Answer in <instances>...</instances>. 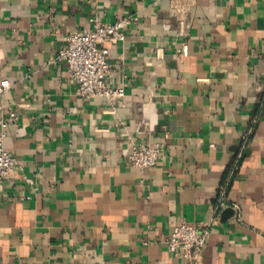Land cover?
Listing matches in <instances>:
<instances>
[{
  "label": "crops",
  "instance_id": "0c3cea01",
  "mask_svg": "<svg viewBox=\"0 0 264 264\" xmlns=\"http://www.w3.org/2000/svg\"><path fill=\"white\" fill-rule=\"evenodd\" d=\"M123 17L125 95L81 97L58 50ZM4 79L0 264H184L182 222L212 223L199 264H264V0H0ZM139 140L156 165L125 164Z\"/></svg>",
  "mask_w": 264,
  "mask_h": 264
},
{
  "label": "built area",
  "instance_id": "2783aa9c",
  "mask_svg": "<svg viewBox=\"0 0 264 264\" xmlns=\"http://www.w3.org/2000/svg\"><path fill=\"white\" fill-rule=\"evenodd\" d=\"M93 28L86 32H74L67 36L63 45L54 58V61H62L66 64V75L72 79L78 93L83 98L105 97L108 99L122 98L125 95L124 87L110 86L107 77L110 75L111 65L108 61L109 48L105 42H122L125 40V27L128 18H120L113 23H103L92 19ZM187 46L182 47V53L186 54ZM11 86L8 79L0 81V95ZM11 118L16 117L13 110H9ZM6 123L2 124L5 127ZM163 155V144L156 142L149 144L139 140L132 144L129 151L124 153L125 164L146 169L158 163ZM15 157L4 148L0 141V180L14 171ZM29 185L34 183L30 177H25ZM212 223L196 225L182 222L175 226L163 242L166 249L184 259V264H199L202 260L206 237Z\"/></svg>",
  "mask_w": 264,
  "mask_h": 264
}]
</instances>
